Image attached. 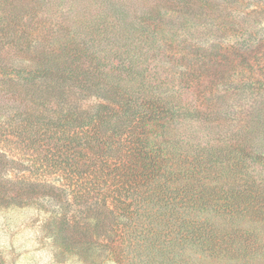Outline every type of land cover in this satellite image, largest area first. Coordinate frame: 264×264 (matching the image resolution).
<instances>
[{
	"label": "trees",
	"instance_id": "obj_1",
	"mask_svg": "<svg viewBox=\"0 0 264 264\" xmlns=\"http://www.w3.org/2000/svg\"><path fill=\"white\" fill-rule=\"evenodd\" d=\"M248 1L0 0V264L19 238L22 264H264V44H247L264 6ZM172 23L203 33L158 42ZM200 50L225 86L196 74Z\"/></svg>",
	"mask_w": 264,
	"mask_h": 264
},
{
	"label": "rangeland",
	"instance_id": "obj_2",
	"mask_svg": "<svg viewBox=\"0 0 264 264\" xmlns=\"http://www.w3.org/2000/svg\"><path fill=\"white\" fill-rule=\"evenodd\" d=\"M251 1L249 0L248 2L252 3ZM260 1H261L260 2V6L263 7L264 6V0H260ZM18 5H21V4H18ZM247 7H249L248 8V12H251L254 9V6H251V5H247ZM168 16H169V20H168L169 22L170 21H175V18H174V15L173 14H169L168 13ZM258 22L260 23V24L257 25V27H258L257 28L258 33L255 34L256 36L255 35H251V34L248 35V37H250L249 43H248V40H247V44L248 45H257V46L260 45V46H263V44H264V12L262 13V15L259 16ZM172 25L174 26L175 29H173V27L166 28L167 31H165V33L162 32V34H159L157 36L158 42H163L164 40H166V41H169V42L173 41V43L174 42L176 43L177 40H179L180 38H182V39L185 38V39H189V40L195 41L193 35H190L189 33H186L188 31L192 30L193 26H190L189 24H186L185 29H182V27L180 25H176V24H173V23H172ZM196 26L199 27L198 24H196ZM196 32L199 33L198 36H197L198 38L203 33V32L201 33L200 28H193L192 32H190V33L192 34V33H196ZM226 32L227 31H225V30L215 31V32L212 33L211 36H213L215 38H218V39H221V40L227 42V44H228V33H226ZM224 36H226V38ZM259 38L260 39L263 38L262 39L263 42L259 41ZM197 40H199V39H197ZM164 43H165V41H164ZM201 44L204 45L205 43L203 41H201ZM70 47L72 48V47H75V46H70ZM203 49L207 50V47H204ZM226 49H228V48H225L223 50V52H225ZM262 49H264V47H262ZM205 50H200L199 53H198V58L199 59L196 60V65H197V67H196V69H197L196 74H199L200 76L210 74L211 76H214L216 79H218V80H220L222 82L224 81V84L222 86H225L226 85L225 80L228 79V76L225 77V75L228 73V71H225L224 70L225 67H223V68L218 67L216 69V67L210 66V64H208V62L213 61V58H214V56H216V54H213V53H210L209 54V52H205ZM74 54L75 53L72 52V56ZM180 55H181V51H180ZM150 57L152 59L154 58L153 56H150ZM148 60H151V59H148ZM183 60H186V59H183ZM152 61H154V60H152ZM175 63H177L178 71H179V73L175 74V76L176 77H178L180 75L183 76V74H184V68L188 64L187 60L184 61V62H180V63H185V64L182 65V67L179 65L178 62H175ZM187 69H188V67L186 68L185 76H186V73L188 72ZM167 75H168L167 78H171L172 75H174V74L168 73ZM182 80H183V82H186V89L181 94V100H183L186 104H189L190 107H192V108L199 107V105L201 104V102H203L202 94H204V93H200L199 88L198 87H195V85H193L192 83H190V81H188L189 80L188 78H182ZM263 80H264V76H263ZM210 87H205L206 90H207V92L213 91L214 88H215V85H210ZM214 91H215V93H217V92H220V91H223V90H214ZM255 107L258 108L259 105H255ZM226 108H228V104L227 103L226 104H223V106H222L221 109L228 111V109H226ZM163 124L164 123L158 122L156 125H152V127H151L152 129L150 130L152 132V135H151V139L152 140L153 139L154 140L155 139H158L159 136H157V135L162 134L161 131H162ZM15 240H13V248H14L13 252L11 251V254L6 253L5 258H3L4 261L6 263H8V264H22V262L24 261V258L26 257V255L23 253V250H25V249L20 246L21 244H25L26 241L25 240H20V238H19V242L16 243ZM9 242H10L9 239H7V241H6L5 244L7 246H9ZM30 250L32 252H35V250H37V249L32 248ZM35 253H36V258L38 259L37 260V264H45V261L47 262V259L45 260L44 253H41V251H38V250ZM25 263L26 264H29V260L26 259L25 260Z\"/></svg>",
	"mask_w": 264,
	"mask_h": 264
}]
</instances>
